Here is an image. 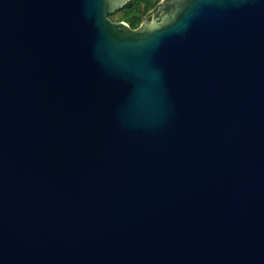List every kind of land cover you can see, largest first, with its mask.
<instances>
[{
	"label": "water",
	"instance_id": "95a60500",
	"mask_svg": "<svg viewBox=\"0 0 264 264\" xmlns=\"http://www.w3.org/2000/svg\"><path fill=\"white\" fill-rule=\"evenodd\" d=\"M0 0V264H264V0Z\"/></svg>",
	"mask_w": 264,
	"mask_h": 264
},
{
	"label": "trees",
	"instance_id": "16d2710c",
	"mask_svg": "<svg viewBox=\"0 0 264 264\" xmlns=\"http://www.w3.org/2000/svg\"><path fill=\"white\" fill-rule=\"evenodd\" d=\"M159 0H130L109 15L113 21H124L131 28H136L150 12L155 10Z\"/></svg>",
	"mask_w": 264,
	"mask_h": 264
}]
</instances>
